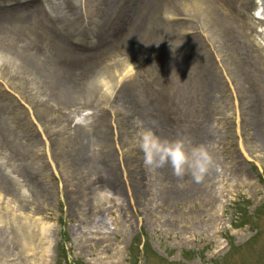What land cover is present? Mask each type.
Here are the masks:
<instances>
[{
	"label": "rangeland",
	"instance_id": "rangeland-1",
	"mask_svg": "<svg viewBox=\"0 0 264 264\" xmlns=\"http://www.w3.org/2000/svg\"><path fill=\"white\" fill-rule=\"evenodd\" d=\"M201 1L0 0L38 63L0 50V264H264V0ZM37 2L88 54L10 21ZM141 127L214 166L146 169Z\"/></svg>",
	"mask_w": 264,
	"mask_h": 264
},
{
	"label": "clouds",
	"instance_id": "clouds-1",
	"mask_svg": "<svg viewBox=\"0 0 264 264\" xmlns=\"http://www.w3.org/2000/svg\"><path fill=\"white\" fill-rule=\"evenodd\" d=\"M135 142L143 153L145 168L152 172L170 166L175 177L190 174L199 182L215 163L206 145L193 144L184 137L162 138L150 127H141Z\"/></svg>",
	"mask_w": 264,
	"mask_h": 264
},
{
	"label": "bare ground",
	"instance_id": "bare-ground-1",
	"mask_svg": "<svg viewBox=\"0 0 264 264\" xmlns=\"http://www.w3.org/2000/svg\"><path fill=\"white\" fill-rule=\"evenodd\" d=\"M13 1H17V0H13ZM188 1L191 3H194L193 6L196 8L199 5L203 7L202 4H204L201 0H195V2L193 0H188ZM158 2L159 1H156V3H154V4H156V6H157ZM40 4L41 5H39V3L37 2V3L31 4L29 6L28 5L22 6V7L16 8L13 11H10V13L14 16L13 19L10 21H16V20H20V18H25V20L29 19V23L32 25L33 24L32 23V16L38 15L42 25L41 24H35L34 26H32V29L36 28L38 31L41 30L42 32L47 33L50 36V40L56 45V47L59 49V51L61 53L65 54L67 56H72V55L77 56L78 55L81 57H84L86 54H88V53H84L83 51H81L75 47L70 46L68 41L62 35V33L60 31H58V29L56 27H54V25L52 24V23L60 22V19L59 18L57 19L54 17L52 18L51 17L52 15L43 8L42 3H40ZM169 5L171 7L174 6L173 3H170ZM65 7L68 11L72 12L74 10L73 0H65ZM205 9H206V13L208 15H210L211 17H214L213 14L207 10V8H205ZM261 10H262V6L259 7L257 14H260L262 16ZM5 13H7V12H5ZM5 16H6V14H5ZM1 17H3V16H0V23H3L2 20L4 17L2 19H1ZM214 19H216V18L214 17ZM56 20H58V22ZM61 21H63V23L66 24L65 19L61 18ZM16 24H18V21ZM147 34H148V36L151 37V39L153 41L159 37V35L157 34V31L155 29L148 30ZM14 35L18 36L17 33H14ZM28 36H29V39L31 40L32 35H28ZM31 46H32L31 43L30 42L27 43L25 40H24V42L21 43L20 39L17 40L15 38H7L6 40H4L2 37L0 38V50L1 49L7 50L14 60L22 62L23 65H25V67H28L34 71V70H36L35 66L38 63L37 62L35 63V61L33 59V56H32L33 52H32ZM30 51L32 52V54L30 53ZM149 63L150 62L146 61L147 65H149ZM79 83H81V81H79ZM97 137L100 139L102 144H105L106 146H110L111 137H110V135L107 134V132L105 130L99 131L97 134ZM0 251H2V248H0ZM4 252H6V251H4ZM1 258H4V256H1L0 259Z\"/></svg>",
	"mask_w": 264,
	"mask_h": 264
}]
</instances>
